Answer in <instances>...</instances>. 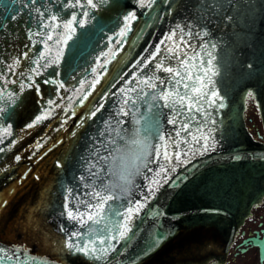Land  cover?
<instances>
[{
    "label": "water",
    "instance_id": "1",
    "mask_svg": "<svg viewBox=\"0 0 264 264\" xmlns=\"http://www.w3.org/2000/svg\"><path fill=\"white\" fill-rule=\"evenodd\" d=\"M0 25V264L222 261L264 197V0H18Z\"/></svg>",
    "mask_w": 264,
    "mask_h": 264
},
{
    "label": "flooded vegetation",
    "instance_id": "2",
    "mask_svg": "<svg viewBox=\"0 0 264 264\" xmlns=\"http://www.w3.org/2000/svg\"><path fill=\"white\" fill-rule=\"evenodd\" d=\"M253 109L252 116H249ZM249 132L255 141L264 144V113L256 102L245 111ZM207 264H264V197L255 204L240 226L225 258L212 257Z\"/></svg>",
    "mask_w": 264,
    "mask_h": 264
},
{
    "label": "clouds",
    "instance_id": "3",
    "mask_svg": "<svg viewBox=\"0 0 264 264\" xmlns=\"http://www.w3.org/2000/svg\"><path fill=\"white\" fill-rule=\"evenodd\" d=\"M150 149L145 146L140 154H133L126 157L122 163L121 169L117 172V179L122 183L125 191L132 190L136 183L137 177L141 174L148 156Z\"/></svg>",
    "mask_w": 264,
    "mask_h": 264
},
{
    "label": "snow or ice",
    "instance_id": "4",
    "mask_svg": "<svg viewBox=\"0 0 264 264\" xmlns=\"http://www.w3.org/2000/svg\"><path fill=\"white\" fill-rule=\"evenodd\" d=\"M32 2L35 3L36 0H32ZM17 3H18V0H7V3L4 4L3 0H0V6H3L6 9H11L13 7V5H15ZM72 19L75 20V16H73ZM0 27H2V25H0ZM38 34L39 33H33L32 35H38ZM48 39H51L50 35L48 36ZM26 57H27V53H22L21 56L18 57L17 59H23V58H26ZM166 70L169 71V72H172L171 68H167ZM177 75H179V73H177ZM181 99H183V97ZM3 150H4L3 148H0V151H3ZM17 159H19V157H17ZM129 211H131V209H129ZM114 215H115V213H114ZM161 239H163V235H161Z\"/></svg>",
    "mask_w": 264,
    "mask_h": 264
},
{
    "label": "rangeland",
    "instance_id": "5",
    "mask_svg": "<svg viewBox=\"0 0 264 264\" xmlns=\"http://www.w3.org/2000/svg\"><path fill=\"white\" fill-rule=\"evenodd\" d=\"M251 105H252V104H251ZM253 111H254L253 109L250 110V112H249V116H250V117H254V116H252Z\"/></svg>",
    "mask_w": 264,
    "mask_h": 264
}]
</instances>
